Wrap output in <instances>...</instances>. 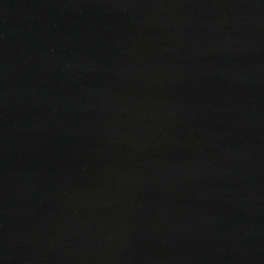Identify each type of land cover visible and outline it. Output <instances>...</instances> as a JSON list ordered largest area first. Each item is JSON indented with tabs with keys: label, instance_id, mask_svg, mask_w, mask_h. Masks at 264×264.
Masks as SVG:
<instances>
[{
	"label": "water",
	"instance_id": "obj_1",
	"mask_svg": "<svg viewBox=\"0 0 264 264\" xmlns=\"http://www.w3.org/2000/svg\"><path fill=\"white\" fill-rule=\"evenodd\" d=\"M0 264H264V0H0Z\"/></svg>",
	"mask_w": 264,
	"mask_h": 264
}]
</instances>
